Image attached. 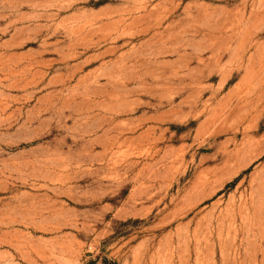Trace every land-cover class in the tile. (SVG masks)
<instances>
[{
	"label": "rangeland",
	"instance_id": "1",
	"mask_svg": "<svg viewBox=\"0 0 264 264\" xmlns=\"http://www.w3.org/2000/svg\"><path fill=\"white\" fill-rule=\"evenodd\" d=\"M264 264V0H0V264Z\"/></svg>",
	"mask_w": 264,
	"mask_h": 264
},
{
	"label": "trees",
	"instance_id": "2",
	"mask_svg": "<svg viewBox=\"0 0 264 264\" xmlns=\"http://www.w3.org/2000/svg\"><path fill=\"white\" fill-rule=\"evenodd\" d=\"M84 264H96V263L94 261H88V262H86Z\"/></svg>",
	"mask_w": 264,
	"mask_h": 264
}]
</instances>
